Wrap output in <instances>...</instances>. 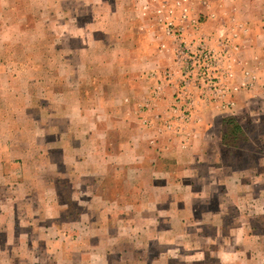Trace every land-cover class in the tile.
<instances>
[{
  "label": "crops",
  "instance_id": "obj_1",
  "mask_svg": "<svg viewBox=\"0 0 264 264\" xmlns=\"http://www.w3.org/2000/svg\"><path fill=\"white\" fill-rule=\"evenodd\" d=\"M80 2L60 10L64 18L56 21V34L70 42L71 48H67L72 55L60 57L64 70H57V81L54 79L47 94L50 99L44 97L45 86L38 95L37 110L53 122L37 121L35 135L27 137L36 140V148L20 147L17 153L20 141L12 133L5 136L4 165L15 149L21 161L12 167L23 172L31 165L36 169L28 173L30 177L27 174L11 182L14 194L5 191L0 218L7 221L1 230V247L7 255L0 264H120L125 253L149 251L154 241L165 246L162 254L168 259L174 257L178 245L190 254L198 249L187 246L190 236L212 245L227 238L224 251L255 252L252 243L264 245V233L255 231L253 223L257 217L264 218V180H238L234 167L223 180L214 174L222 168L211 159L216 152L209 151L210 144L213 149L221 148V120L233 116L240 124L236 115L228 109L210 110L218 113V119L211 121L204 114L213 108L197 102L188 132L176 137L179 144L174 153L169 142L173 134L157 133L161 120L156 108H161L163 97L168 99L174 82L166 77L170 70L165 68H173V51L164 56L171 44L165 25L155 15L152 21L144 19L146 11L142 13L136 0ZM229 2L233 12L244 16L233 25H240L243 31L233 40L236 53L254 59L253 66L261 61L259 70L264 67V0ZM212 8L218 10V5ZM206 19L205 26L210 21ZM256 74L247 76L255 77L249 82L250 89L261 92L264 71ZM58 81L60 87L55 89ZM5 84L9 85L8 80ZM21 92L29 93L28 84ZM144 100L149 102L145 103L147 109L142 107ZM52 151L58 152V160ZM173 164L180 168L168 167ZM127 171L134 172L126 179L129 189L113 191L104 182L109 176L120 180V174ZM142 172L148 174L141 178ZM60 185L69 187L71 200L88 193L95 202L85 201L82 206V201H76L83 208L78 217L60 220L65 209L56 194ZM215 186H222L223 193L218 195H224L225 201H218L215 210L205 206L203 212L196 211L199 204L209 205L217 193ZM9 187L5 183L3 189ZM229 206L236 214L225 225L227 231L205 234V224L221 229ZM73 220L79 226H72ZM161 220L165 227L159 226ZM195 220L199 225L190 230L188 226Z\"/></svg>",
  "mask_w": 264,
  "mask_h": 264
},
{
  "label": "rangeland",
  "instance_id": "obj_2",
  "mask_svg": "<svg viewBox=\"0 0 264 264\" xmlns=\"http://www.w3.org/2000/svg\"><path fill=\"white\" fill-rule=\"evenodd\" d=\"M82 3L80 0H0V99L2 98L0 104V163L2 165L5 162L2 149H4L3 143L6 141V135L9 136L12 133V136L20 141L16 146L18 153L20 147L30 149L38 147L36 140L27 138L35 135L37 121L39 124L46 125L53 122V119L46 118L45 114L37 110L36 105L37 100L40 99L38 95H41L39 91L43 86L46 90L45 99H50L47 94H49L48 90L53 88L51 85L54 84V79L57 81V78H54L58 75L57 70H64L59 65L60 57H68V54L72 53L67 48L68 46L71 48L70 42H66L65 37L61 38L64 42L58 38L56 33H59V28L56 21L64 18L60 13L63 7H76ZM136 5L141 6L142 13L146 11V14H143L144 19L152 21L155 15L157 20L165 25L166 39L169 38L172 44L164 50V56L173 51V59L170 61L173 68L165 69L170 70L166 73L167 79L174 82L170 83L171 92H169L168 99L163 97V102H160L161 108H156L157 116L162 122H159L157 133H172L173 138L171 137L169 142L174 153H177L179 142L176 137L188 132V123L197 102L213 108L207 109L208 111L204 114L205 118L211 121L214 118L215 121L218 119L216 110L228 109L231 114L236 115L244 136L238 139L236 147H225L221 143V148L213 149L210 144L209 151L216 152L215 156H211L212 161L222 167L221 171L214 172V174L221 175L224 180L227 174L233 173L232 167H234L238 170L235 172L238 180L246 182L264 180V90L260 92L250 89L249 82L255 77L253 80L247 78L250 74L256 76V72L263 73L264 67L258 70L261 61H258L257 66H253L254 59L245 54L241 56L237 54L235 49L237 45L233 41L243 33L240 25H236V28L233 25L242 21L244 16L232 11L234 6L229 0H136ZM212 5H218V10H214ZM253 15L256 16L257 13L254 12ZM168 16H171L170 20H167ZM206 17H209L210 21L205 26L203 22ZM53 23L56 24L54 28ZM202 50L203 53H201ZM204 54L207 57H204ZM164 76L163 74L162 77ZM261 78L263 77H258V80ZM6 80H8L9 88L5 84ZM262 83H264V78L261 85ZM25 84L29 87L27 94L21 92ZM55 84H57L54 86L55 89L60 87L59 81ZM28 94L30 97H27ZM163 94L162 96H165ZM143 103L142 107L147 109L145 103L149 102L146 100ZM28 104L29 108L26 111L24 108ZM212 125L214 126L213 123ZM219 132L221 133V128ZM14 150L11 151L13 158L10 160L7 158V164L0 165V212L5 209L2 208L6 204L5 191H8L9 195L14 194L11 192L14 189L9 187L11 182H15L16 178H23L36 169L34 165H31L23 172L15 166L12 167V164L16 165L18 161H21ZM51 154L56 160L59 159L57 151H52ZM185 164H183L184 167ZM168 167L176 170L180 168V165L173 164ZM30 174L27 177H30ZM132 174L134 172L122 173L120 180H115V176H109L104 182L113 186V191L122 190V188L129 189L130 185L126 183V179L128 176L131 178ZM147 174V172H142L140 177ZM5 183H8V189H3ZM215 187L217 193L212 196L209 205L199 204L196 211L203 212L206 207L215 210L218 201H225L224 195L220 198L218 195L223 193L222 186ZM56 189L57 198L61 202L64 201L65 206L60 220L78 217L83 211L82 206L85 201L95 202V199L91 198L88 193L78 194V198L71 200L69 187L65 185L57 186ZM76 201H82V206L80 207ZM163 205L162 203L160 206ZM257 207L259 210L260 206ZM222 209L225 208L222 206ZM226 209L227 214L221 229L217 231L210 224H205L206 226L203 227L205 234L212 235L213 232H219L222 235L227 231L224 227L230 224V218L235 216L236 210L231 206ZM250 210L253 211V208ZM195 216L197 217L198 214ZM59 221L56 220V222ZM47 222L52 224V221ZM71 222L72 226H79L77 221ZM158 223L160 227L166 226L163 220ZM253 223L255 231L264 233V218L257 217ZM5 224L7 221L0 218V259H5L7 255L1 247V230ZM197 224L198 221L195 220V224H190L188 228L192 230ZM222 239V242L212 245L213 242L190 236L187 238V246L198 249L190 254V251L178 245L174 257L168 259L165 254H162L165 246L156 244L157 242L154 241L149 251L125 253L124 260L120 264H264V245L252 243L251 247L255 249V252H244L243 250L235 253L223 250L228 246L229 239ZM114 259H116V253Z\"/></svg>",
  "mask_w": 264,
  "mask_h": 264
},
{
  "label": "trees",
  "instance_id": "obj_3",
  "mask_svg": "<svg viewBox=\"0 0 264 264\" xmlns=\"http://www.w3.org/2000/svg\"><path fill=\"white\" fill-rule=\"evenodd\" d=\"M243 136V129L235 118L228 116L221 120V141L225 147H236Z\"/></svg>",
  "mask_w": 264,
  "mask_h": 264
},
{
  "label": "built area",
  "instance_id": "obj_4",
  "mask_svg": "<svg viewBox=\"0 0 264 264\" xmlns=\"http://www.w3.org/2000/svg\"><path fill=\"white\" fill-rule=\"evenodd\" d=\"M201 53H203V50L201 51ZM200 54V53H199ZM204 57H207V55L206 54H204Z\"/></svg>",
  "mask_w": 264,
  "mask_h": 264
}]
</instances>
